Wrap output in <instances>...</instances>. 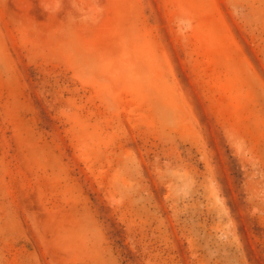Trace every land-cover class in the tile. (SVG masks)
I'll use <instances>...</instances> for the list:
<instances>
[{"label":"rangeland","instance_id":"obj_1","mask_svg":"<svg viewBox=\"0 0 264 264\" xmlns=\"http://www.w3.org/2000/svg\"><path fill=\"white\" fill-rule=\"evenodd\" d=\"M0 264H264V0H0Z\"/></svg>","mask_w":264,"mask_h":264}]
</instances>
